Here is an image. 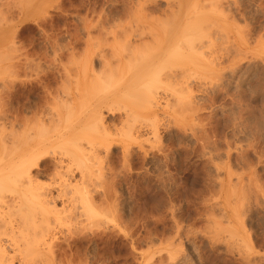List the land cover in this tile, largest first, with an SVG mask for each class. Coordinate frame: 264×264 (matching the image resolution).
<instances>
[{
  "label": "rangeland",
  "instance_id": "374dc122",
  "mask_svg": "<svg viewBox=\"0 0 264 264\" xmlns=\"http://www.w3.org/2000/svg\"><path fill=\"white\" fill-rule=\"evenodd\" d=\"M124 1L0 0V152L3 137L15 136L18 103L25 118L33 115L29 106L37 115L57 111L58 93L107 75L104 62H114L113 48L124 44L112 34L118 22L161 29L172 2L158 0L162 12L147 15L129 10L131 2L129 13L118 16ZM221 11L211 22L214 44L205 50L207 59L181 64L221 70H197L160 85L157 117L133 118L135 135L125 128L124 113L106 107V148L98 150L96 166L83 168L84 179L76 171L71 180L81 182L89 201L70 189L74 199H59L53 210L67 207L60 211L67 218L51 213L44 223L37 215L36 230L23 224L30 231L16 235L14 264H264V0H222ZM56 163L48 157L51 170L39 179L55 194L63 190L52 179ZM9 213L0 216L4 247L14 238L10 224L21 219ZM42 225L43 247L27 244L40 229L43 235Z\"/></svg>",
  "mask_w": 264,
  "mask_h": 264
},
{
  "label": "bare ground",
  "instance_id": "6f19581e",
  "mask_svg": "<svg viewBox=\"0 0 264 264\" xmlns=\"http://www.w3.org/2000/svg\"><path fill=\"white\" fill-rule=\"evenodd\" d=\"M168 1H172V2H168V4L166 5L169 7L168 8L169 10L165 14L166 19L165 20H163V18L161 19L164 22L162 21V23H159L161 24L159 25V27L162 26L161 29L150 30L151 29L150 27L149 29L150 31L145 30L146 31L145 32L143 25H138L135 23L132 24L129 22L128 24L127 21L125 23H127L128 25H124L121 22H120L121 24H119L118 22L119 24L118 25L116 22L117 27L119 29L117 30V27L114 26L116 29L115 30L113 29L114 31L112 30L113 37L115 40L122 39L124 44L117 47L115 45L116 48L115 47L113 48L114 50L112 54L113 57L115 58L114 62L108 60L110 58L106 56L108 59H106L105 61L106 63L104 62V66L105 64L107 66H105V68L104 66H102V69L104 68L105 70L106 69L109 70V71L106 70L107 75L103 76L105 75L103 74L102 77H100L94 83H92L93 82L92 81L91 85L88 84V86L86 85V87L84 86L77 87L76 92H70L68 94L65 93V96H58L59 93L58 94L56 93L57 96H55V99L61 100L60 103L61 105H58L60 106V108L57 109L56 107L57 111L52 110V112H49L48 114L41 113L42 115H37L33 111L32 108L33 106L31 107L29 106L28 108L30 109L31 113L33 112L32 113L33 115L30 116L29 118L28 117L25 118L23 114L24 113L23 106L21 103H18L15 124L12 126L13 130L14 128L16 129L15 131H13V133L15 132V136L14 137L11 136L12 138L11 141H9V139L6 140L7 137H9L7 135H6L7 136L6 139L3 137L4 141L1 139L4 142V144H2V149H1L2 151L0 152V216H3L4 214L7 215L8 212H10L9 214H11V212L15 211L17 215L21 216V219L20 220L18 219L19 221L16 220L15 225L12 222L13 224L12 223L10 224L11 228L8 226V224H6L9 227V229L12 230L14 234L13 235L14 238L10 237L12 239V240L10 239L9 242L10 247H8L9 246L8 244H7L8 246L6 245L7 247H4L3 245L4 243L2 244V241L0 240V264H14L16 257L15 251L17 249V246L14 247V244L15 245L18 244V241H16V235L17 233L19 234L21 233L20 234L21 236L24 234L22 236L23 238L25 236L27 237V235H25V233H27L26 230L28 231L31 226H33L36 230L38 220L36 219L37 220L36 221L37 224H36L35 218H38L37 215L41 216L39 218L43 220V221L41 220L42 222L49 223L51 222V217H52V216L50 217L51 213L55 215L53 217L57 218L58 215L59 214L61 215L64 210L68 211L67 207H64L65 209L62 208L63 211L61 209L60 210L62 211L61 213L58 208H57L58 211L56 212H54L53 210H55L57 205L56 202L59 199H61L64 203L67 202V199L70 198L72 200L74 199L75 196L74 197L72 196L74 194L71 193V190L72 192L77 191L75 192V194L79 193V198H81L82 200L89 201V193L85 187L82 188L80 186L81 182L78 181L79 183L75 184L74 180L73 181L71 180L74 177L76 171L77 172L81 171V178L84 179L85 171L83 170V168L84 167L88 168L91 167L92 165L94 166L97 162L94 164L93 161L94 159L96 161V159H98L97 157L99 156L97 155L99 152L98 150L101 147L103 148L104 147L103 145H105L106 148V143L102 141V138L104 139V137L108 133L105 131L109 129V127L105 126L104 123L105 117H103L104 116L103 110L106 107H110L108 109L111 110L112 112L118 111L124 113L123 121H125V123L123 122V124H126L125 128H128V131L130 130L129 133L134 134L132 131L134 125H130L131 124L130 121L133 122L135 120L133 118H138V117L146 118L144 117L145 115H148L149 118L157 117L156 109H158L159 105L157 106V102H156V98H157L156 92L159 89L160 85L163 86L165 84L164 82L175 81L176 78H178L181 74H190V73H194V71L197 70L198 71L208 70L212 72L213 71L215 72L218 69L221 70L220 67L221 65L220 66L211 65L212 67L203 66V64L205 65V63H203V61H200L201 59L197 61L203 64H201L200 67H197L198 65H196L197 68L193 67L194 65L192 66L193 68L192 67L188 68L189 65H187L188 67L185 68L186 65L182 67L181 64L187 61H192L191 60L192 58L195 59L196 57H200L201 55H202L201 57L207 59L205 58V56L207 55L206 54L207 52L205 50L208 49L210 45L214 44L212 42L213 37L211 35L212 34L211 28L214 24L212 23L213 24L212 25L211 22H213L212 20L215 15L218 14V16H220L221 12L223 15V11H221L222 0H168ZM131 2L134 3V7H132V9L129 10H136L137 13L139 14H141V12L146 14L147 11L149 14V11L153 12L155 9L156 11L157 10L161 11L158 8L160 3L158 0H137V1L125 0L124 3L121 4L122 8L118 16H120V14L123 13L127 14V12L129 11L128 5ZM150 6L152 7L150 8ZM2 17L3 16H1V18ZM111 26H112L111 28H113V25ZM218 29H220V27H218ZM103 32H105V29ZM106 35L108 36L107 33ZM149 37L151 38V40L149 39L150 41L146 39ZM144 40L145 42L142 43L140 42ZM98 42L100 41L98 40ZM137 42L139 44H136ZM107 44H109V42ZM108 51L111 52V50ZM105 52H107V50ZM102 55H107V54L104 53ZM83 63L85 62L83 61ZM112 64L114 66H112ZM187 64H189V62ZM61 82H63V80ZM168 85H170V83ZM64 87L66 86L64 85ZM63 91H65V89H63ZM46 110H48V108ZM151 126L155 128L153 125ZM135 130L136 129L134 128V132H138L140 129L138 131ZM136 135L137 136L135 138H138L137 133ZM130 136L132 137V135ZM160 138L161 137H159V139ZM134 140L136 141V139ZM130 142H134V141H130ZM127 145H130V143ZM107 146L110 145L107 144ZM125 147L127 148V146ZM110 149L111 148H109V151ZM48 157L49 158L54 157V159L57 160L56 164L58 169L56 167L54 168L55 171H53L54 169H52V171L55 172V175H52V179L55 180L54 183L60 184V186L58 185V187H61V189L63 190H65L64 188H69L71 186L73 189L69 188L67 190L69 191L71 189L69 192L71 193V196L68 192H65L63 190H60L58 192V189H57L58 193L56 192L55 194L53 193L52 189L49 187L50 184L44 185L43 183L39 182V179L43 177L46 173L50 172L51 170L49 169L50 166L49 167L47 166ZM45 163L46 165H44ZM35 169L38 170L35 172L34 171ZM72 203L73 202H71V204ZM11 215L13 216L14 214ZM62 215L63 217L65 216L64 218H67L66 215L64 214ZM73 215L71 214L70 216ZM13 218L17 219L15 216H13ZM40 219H39V223H41ZM23 224L27 227L30 226L28 229L27 227H24L25 233L21 232V230L24 229ZM6 225L5 224L2 225L4 230H5L4 227H6ZM40 226L38 227L40 228ZM42 226H43V235L41 231L42 229H40L41 234L39 235V233L35 232L34 233L35 237L32 239L31 243L26 242L27 244L29 245L31 244L32 247L39 249L41 245L43 247L44 243H42L43 240L41 239V237L47 234V230H44L45 229L44 225ZM50 227L49 229L47 228L49 231L51 230ZM6 229L8 230V228ZM31 232H33V230ZM5 233L7 234V231ZM37 235L39 237L36 238ZM50 244H53V242H51ZM53 245L52 247L51 246L50 247L53 248ZM35 248H33L34 251ZM51 248L50 251H53L51 250ZM54 253L52 254L54 255ZM34 260H36V258ZM70 263H72V261Z\"/></svg>",
  "mask_w": 264,
  "mask_h": 264
}]
</instances>
